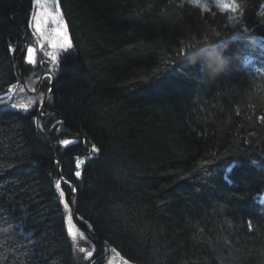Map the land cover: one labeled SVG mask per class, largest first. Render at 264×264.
Returning <instances> with one entry per match:
<instances>
[{
  "label": "trees",
  "instance_id": "obj_1",
  "mask_svg": "<svg viewBox=\"0 0 264 264\" xmlns=\"http://www.w3.org/2000/svg\"><path fill=\"white\" fill-rule=\"evenodd\" d=\"M58 3L73 46L58 59L50 114L39 112L50 76L28 113L0 108V264H92L104 253L93 238L91 256L75 251L55 183L68 207L73 187L60 170L109 258L264 264V45L248 43L264 37V0H239L235 24L187 0ZM20 5L0 0V94L20 81L19 24L38 48L33 0L12 15ZM35 53L21 57L29 91L49 67Z\"/></svg>",
  "mask_w": 264,
  "mask_h": 264
},
{
  "label": "rangeland",
  "instance_id": "obj_2",
  "mask_svg": "<svg viewBox=\"0 0 264 264\" xmlns=\"http://www.w3.org/2000/svg\"><path fill=\"white\" fill-rule=\"evenodd\" d=\"M187 1L189 3H191L192 5L199 7L203 12L209 11L211 7L215 6L216 8H219L222 12L229 13V21L232 24L238 23L239 16L241 13L239 0H187ZM205 5H207V6H205ZM221 5H227V7L231 9V11H226L224 8L221 7ZM53 10H55V5H53ZM59 10H60V6H59ZM60 13H61V10H60ZM61 21H62V23L60 24V27L62 29H64L65 23H64V20L62 18V15H61ZM53 27H55V25H53L51 23H49L47 25L48 29H51ZM66 31H67V29H66ZM67 34H68V31H67ZM36 36L38 38V48L37 49L35 48V49L37 50V52H39L41 54V56L44 58L45 62H47L48 66H49L48 70L43 72V73H46L43 77V79H44L46 76H50L48 74V72H50L52 74L57 72L58 59H59L60 55L64 52H61L58 50H53L52 48L49 47L46 39H42L38 34H36ZM68 37L70 38L69 34H68ZM41 44H43V48L41 47ZM71 49H68L66 52L70 51ZM36 50H35V52H36ZM48 52H53L55 55H57L58 59L55 63H53L52 60L50 59V57L48 55H46V53H48ZM36 58H37V53H35V59ZM251 62H249L247 64H250ZM38 81H39V78H38ZM20 82L21 81L15 83L9 89L8 92H6L4 94H0V108H8V109L23 111L22 109L12 107V105H14V104H30V107H31V105H33L34 98L32 97V95L36 96L41 91H39L37 94L35 93V91L37 89L35 91H29L25 86L26 82H25L24 88H22ZM16 92H19V95L14 100V94ZM43 96H44V94H43ZM30 107H29V109H30ZM29 109H28V111H23V112L28 113ZM42 112H43V110H42ZM41 113H40V115H41ZM69 205H70V203H69ZM70 212L72 214L71 207H70ZM71 214L68 213V215H67L68 227H69V230H71L70 231V239L72 240L73 245H74V249H75V251H77V253L78 252L86 253V252H88L87 246H89L87 243L88 242L94 243V242L92 241L91 237L89 236V234L85 230V228L73 220ZM82 249H84V251H81ZM102 263L103 264H127L126 262H123L120 259H117L115 256H112L109 258V255L106 256L105 259H103ZM99 264H101V263H99Z\"/></svg>",
  "mask_w": 264,
  "mask_h": 264
},
{
  "label": "snow or ice",
  "instance_id": "obj_3",
  "mask_svg": "<svg viewBox=\"0 0 264 264\" xmlns=\"http://www.w3.org/2000/svg\"><path fill=\"white\" fill-rule=\"evenodd\" d=\"M53 5H55V10H53ZM33 6H34V13L32 20L35 21V24L33 25L32 21L29 22L30 27H34L35 33L38 34L42 39H46L48 42V45L53 50H58L61 52H66L68 49L72 48V42L70 38L68 37L67 31H66V25L65 28L62 29L60 27L61 21V13L59 10V3L58 0H33ZM222 8H224L226 11H231L230 8L227 7V5H221ZM51 23L55 25V27L48 29L47 25ZM47 33V34H46ZM41 47L43 48V44H41ZM185 50H181V54ZM50 57L53 63H55L58 59L57 55H55L53 52L46 53ZM26 60L29 63H35V49L32 47H29L27 49V56ZM31 103V102H30ZM12 107L22 109L23 111H28L30 104H14ZM62 144H69L70 141L64 140L61 141ZM93 150L98 152L99 149L93 145ZM83 161L77 160L76 166L77 169L80 168ZM76 177L81 176V172L77 170L75 172ZM55 187L58 190V195L60 198V202L63 204L65 210L70 212V209L68 207L67 202L64 200L65 193L60 188V181L57 180L55 183ZM72 191L74 192L75 189L73 188ZM70 218V217H69ZM71 231V230H69ZM81 251H84L82 249ZM92 253L88 252V256H91Z\"/></svg>",
  "mask_w": 264,
  "mask_h": 264
},
{
  "label": "water",
  "instance_id": "obj_4",
  "mask_svg": "<svg viewBox=\"0 0 264 264\" xmlns=\"http://www.w3.org/2000/svg\"><path fill=\"white\" fill-rule=\"evenodd\" d=\"M23 2H24V0H21L20 8H19L18 10L14 11V12L12 13V15H13L14 13H17V12L22 11V9H23ZM19 25H20V26L22 27V29H23V32H22V41H23V44H24V48H23V51H22V52L18 55V57H17V59H18V76H19V79L21 80V82L25 85V79H24L23 75L21 74V57L26 53L27 48H28L29 45H28V43H27L26 40H25V36H26V33H27L26 27H25L23 24H19ZM45 74H46V73H43V74H41L40 77H39V86H38V89L35 91L36 94H37L39 91H41L42 88H43L42 79H43V77H44ZM48 74L51 76V82H50L49 87L46 89V91H45V93H44V96H43V98H42V100H41L40 108H39L40 113H41L42 110L44 109L45 101H46L48 95H49L50 92H51V89H52V86H53V82H54V79H55V78H54V75H53L52 73L48 72ZM54 113H59V112L54 111ZM49 114H50V113H49ZM49 114H46V115H45V114L41 113V115H42L43 117L48 116ZM64 120H65V117H64L63 115H61L60 117L56 118V119L51 123L50 128H49V132H48V133H49V140H50V130H51V128L56 124V122H58V121H64ZM57 162H58V164L60 165V161H59V159H57ZM59 172H60V175H61L62 179H63L65 182L71 184L72 187L75 189V191L72 192V197H71V200H70V207H71V211H72V214H73L74 218L77 220V222H78L81 226H83V227L85 228V230L88 232L89 236H90L91 238H93V239H94L99 245H101V246L104 248V253H103L100 257L96 258V259L93 261V263H92V264H99L101 261H103V259H105L106 256L109 255V253H110L109 245L106 244L101 238H99V236H98L97 234H95V233L92 231L90 225L87 224V223L83 220L82 216H81V215L78 213V211L76 210V208H75V197L77 196L78 188H77V185L75 184V182L72 181V180H71L70 178H68L67 176H65V175L61 172V170H60Z\"/></svg>",
  "mask_w": 264,
  "mask_h": 264
},
{
  "label": "clouds",
  "instance_id": "obj_5",
  "mask_svg": "<svg viewBox=\"0 0 264 264\" xmlns=\"http://www.w3.org/2000/svg\"><path fill=\"white\" fill-rule=\"evenodd\" d=\"M205 6H207V5H205ZM248 32L250 33L251 30L249 29ZM256 42H259L260 45H264V37L256 35V36L252 37V39H250L248 41V43L250 45L255 44ZM256 50L258 51L259 49H256ZM218 58H219V63H220V68L221 69L226 67L227 64L229 63V60L226 57H224V55L222 53L218 54ZM253 59H254V56L253 55H249L248 57L245 58V60L243 62L245 64H247V63L251 62Z\"/></svg>",
  "mask_w": 264,
  "mask_h": 264
}]
</instances>
